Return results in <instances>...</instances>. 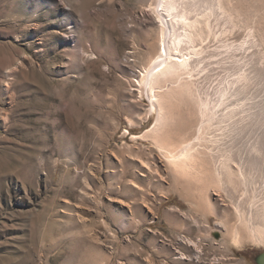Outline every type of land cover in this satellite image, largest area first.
Masks as SVG:
<instances>
[{
	"label": "rangeland",
	"instance_id": "374dc122",
	"mask_svg": "<svg viewBox=\"0 0 264 264\" xmlns=\"http://www.w3.org/2000/svg\"><path fill=\"white\" fill-rule=\"evenodd\" d=\"M232 1L248 27L219 18L192 78L211 107V158H235L241 181L219 187L211 165L174 173L146 136L138 80L159 51L155 0H0V264H257L264 0ZM178 97L177 118L195 117Z\"/></svg>",
	"mask_w": 264,
	"mask_h": 264
},
{
	"label": "bare ground",
	"instance_id": "6f19581e",
	"mask_svg": "<svg viewBox=\"0 0 264 264\" xmlns=\"http://www.w3.org/2000/svg\"><path fill=\"white\" fill-rule=\"evenodd\" d=\"M155 1V4L150 3L148 4V6L150 5L149 8L154 11V13H157L158 19L160 20V23L157 26L160 39L159 51L156 63L154 65L145 67L142 71V78L138 80L140 82V85L143 84L148 90V95L151 101L149 113L153 115L155 119L154 125L147 131L146 136L151 138L153 144L160 150L161 154L163 155V157H165L167 163L173 169L174 173L176 172L180 176L189 177L190 179L191 176L198 177L199 174L205 173L207 171V168H209L207 166L211 165L210 169L214 172V176H216V178L214 177L215 180H212H214V183H217V185L218 183L220 185L224 183L226 184V181L228 180L229 183L232 182V184H240V178L234 179V177L238 175H233L237 172L236 169L235 172L232 166V162H234L235 158L232 159V156L229 155L227 158L229 161H225L226 158L223 161H220V159L218 158H220L222 155L220 157H217L215 154L214 158H211V156L213 157L211 153L214 150L210 152L209 145L205 144L207 143L205 142V138L208 137H203L204 131H206L207 126L210 125H208V123H212V116L210 114L211 107L209 108L207 101L199 96V93L194 86L195 81H193V77L194 71L196 69L195 56H197L200 50H202V48L200 47H202L204 41L211 35L213 36V34L216 32V22L219 18H223L226 21L225 23L227 24V27H229L227 28V30L248 27V25L242 23L239 25L241 20H239V22L236 21V11L234 9V6H232V0ZM236 14L238 15L237 12ZM240 35L241 34L234 35V38L232 37V43L240 42V44L244 45L246 41L241 40L242 36ZM176 94H179L180 96L178 97V95ZM182 96L183 98H185V100L182 99ZM177 97L179 99L181 98L182 101L184 100L183 102H186V108L188 107L189 109L191 107L195 109V117H193L194 115H192V113H187V115L185 114V116H182V119L177 118V116L175 115L176 112H174L173 108L177 104V102L175 101ZM188 109V112L194 111V109L190 111ZM195 112H193V114ZM178 116H180V113ZM230 118L232 117L230 116ZM224 120L225 119H223V121ZM221 123L223 124V122ZM222 129H224L223 126ZM226 133L227 131L225 132V134ZM221 134L222 133H220V135ZM218 137L221 138L220 136ZM214 140L215 139H213V142H211H216V140ZM215 153H218V151ZM223 155L226 156V154ZM234 163L236 164V162ZM151 165V163H148L147 167L151 168ZM228 174L229 176L227 177ZM224 175L227 177V179L225 178L226 181L225 179L222 180ZM220 185L218 186L220 187ZM234 187H236V185H234ZM216 189H218V187ZM261 217V221L263 222L261 223L260 221V223L263 224V227L262 225L259 226L260 223L255 224L258 226L254 225L253 227V229L258 232V234H255V240L258 242H264V212L262 213ZM239 218V222L241 221L243 226L245 225L246 227H252L249 225L250 223L248 222L246 215H240ZM235 228L237 229L233 230V239L241 242V240H239L241 236H239L238 238L240 227Z\"/></svg>",
	"mask_w": 264,
	"mask_h": 264
},
{
	"label": "water",
	"instance_id": "95a60500",
	"mask_svg": "<svg viewBox=\"0 0 264 264\" xmlns=\"http://www.w3.org/2000/svg\"><path fill=\"white\" fill-rule=\"evenodd\" d=\"M255 261L257 264H264V252L260 253L256 258Z\"/></svg>",
	"mask_w": 264,
	"mask_h": 264
}]
</instances>
